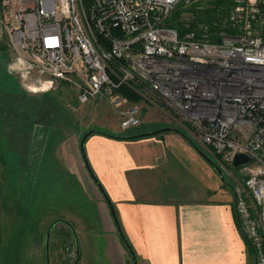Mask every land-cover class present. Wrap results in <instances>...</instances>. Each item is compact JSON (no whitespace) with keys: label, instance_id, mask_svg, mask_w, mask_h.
Here are the masks:
<instances>
[{"label":"built area","instance_id":"2783aa9c","mask_svg":"<svg viewBox=\"0 0 264 264\" xmlns=\"http://www.w3.org/2000/svg\"><path fill=\"white\" fill-rule=\"evenodd\" d=\"M179 6L181 32L165 25ZM0 43L27 94L66 85L79 104L107 102L125 132L142 114L127 86L189 126L242 174L237 217L264 264V0H0ZM238 154L249 162L233 168Z\"/></svg>","mask_w":264,"mask_h":264},{"label":"crops","instance_id":"0c3cea01","mask_svg":"<svg viewBox=\"0 0 264 264\" xmlns=\"http://www.w3.org/2000/svg\"><path fill=\"white\" fill-rule=\"evenodd\" d=\"M148 109L147 121L159 124L160 118L153 115L157 111ZM112 129L121 133L118 124ZM155 130L158 128L143 133ZM66 149L69 146L56 147L44 166L45 182L58 181L62 188L60 197L55 195L46 199L51 204H43L46 211L41 224L64 220L70 225L79 247L77 264H132L81 156L78 173L75 160L71 163L61 156ZM199 151L221 169L222 175ZM85 153L112 202L137 264H249L251 248L239 229L233 172L223 169L201 143L172 131L135 140L95 133L86 139ZM82 168L98 191L97 199L83 187ZM64 231L65 226L57 224L51 235V256L58 262L66 255L60 248L62 243L70 246ZM72 241L75 246L74 237Z\"/></svg>","mask_w":264,"mask_h":264},{"label":"rangeland","instance_id":"374dc122","mask_svg":"<svg viewBox=\"0 0 264 264\" xmlns=\"http://www.w3.org/2000/svg\"><path fill=\"white\" fill-rule=\"evenodd\" d=\"M0 46L3 47L4 45L0 43ZM1 57L4 58V63H1L0 66V191H3L5 195L3 209L0 210V219L2 228L6 229V226L11 222V206H9V204H11L12 198L10 195L12 197L14 196L11 192H15L17 185L16 181L18 187L28 182H32L36 185V201H39L38 204L43 207L41 209V214L46 211L43 210L44 207H46L43 206V204H51V200L47 201L46 199L52 198L55 195H59L60 197L61 194V183H58V181L54 184L51 181L45 182L44 176L46 167L43 168V173L41 172L39 176H34V172L36 171L35 168H39V174L40 165H42V162L40 163L42 148L40 143H38L39 146L35 150H29L32 145L25 146L26 139L32 138V135L35 133L28 128V125L36 123L47 124L45 122L46 120L52 122L54 128L57 130L55 135V146L57 148H59L60 145L69 146L70 150L66 149L67 151L62 152L61 156L65 158L66 161L70 160L71 163L74 162L72 161L74 159L75 170L79 173L78 165L82 163L78 150L81 137L90 130L114 132L112 128L117 127V118L114 109L110 107L107 102L98 101L87 105L79 104L75 96L70 95L65 87H59L57 90L46 94H27L23 88H21L19 81L7 70V64L10 60V53L7 48L5 50L0 48V59ZM10 81H14L18 84L17 89L20 91L21 96L14 94L10 90ZM148 111L149 109H146V111L143 112L141 124L137 130H149L158 125V123L154 124V122H148V113H146ZM154 114L160 118V124H162L156 128H161L165 125L168 127L179 126V120L171 111L160 108V110L158 109L153 115ZM34 136L36 137V135ZM187 137L200 144L198 137L191 135H187ZM33 142L34 140L32 144ZM54 144L48 141L47 147H43L44 159L51 154ZM225 169L231 170L228 166L225 167ZM81 172L85 178V184L82 183L83 187L90 191L92 196L97 199L99 195L98 191L87 175L84 174V168H82ZM232 175L236 186L242 174L238 171H233ZM77 184L81 185V183ZM25 203L28 205L30 202L26 201ZM49 224H41L39 227L40 231L43 232ZM239 229L243 234L242 228ZM69 245V255L71 254V256H67V259L69 263H72L75 256L73 241H71ZM27 249L29 250L27 251ZM26 252L30 254L29 256L37 260L41 258L40 251H35L34 245L31 242L27 244ZM38 255L40 258H37ZM60 260L64 262L67 261L64 259ZM51 263L55 264L59 262L55 260V257L51 256ZM249 264H254L253 257H250Z\"/></svg>","mask_w":264,"mask_h":264},{"label":"trees","instance_id":"16d2710c","mask_svg":"<svg viewBox=\"0 0 264 264\" xmlns=\"http://www.w3.org/2000/svg\"><path fill=\"white\" fill-rule=\"evenodd\" d=\"M180 11L181 9L179 6L174 10V12L165 22L166 26L174 27L178 29L179 32L183 30V25L181 21L179 20ZM189 11L195 12L194 7H191ZM197 14L200 15L198 20L201 21L202 16L200 12ZM202 15H205V18L203 19L206 22H210L215 17L214 16L215 13H212V12L202 13ZM0 48L4 50L6 49L4 46L3 47L0 46ZM10 83H11L10 90L14 94L21 96L20 91L17 89L18 84L15 83L14 81L12 82L10 81ZM61 87H65L69 91L70 95H72L68 86L62 85ZM118 93L122 95L123 97H125L128 100V102L142 106V113L146 111V109L149 108V106H147L146 103L143 101L142 97L137 92H135L134 90L130 89L127 86L120 88L118 90ZM160 125L162 124L159 123L158 125H156V127ZM179 126L176 128L184 136L189 135L188 133V131L190 130L189 126L187 125H179ZM164 127H168V126L165 125ZM164 127L162 126L161 128H164ZM28 128L31 129V124L28 125ZM137 129L138 127L135 129L125 131V132H121L120 134H116V133L109 132V131H101V130H98L97 133L113 138L116 136L136 135V134H140L146 131V130H137ZM43 132H47V133L51 132L54 135H56L57 130L54 128V125L52 124L51 128L48 125H45L43 128ZM50 137H51V140L55 139V136L50 135ZM50 142L53 143L52 141ZM43 168H44V164L40 165L39 174H38L39 168H35L36 171L34 172V176H37V175L39 176L41 172L43 173L44 172ZM20 172H21V169H20ZM16 184L17 185L15 188V192H11L14 196L12 197L10 195V197L12 198V202L11 204H9V206H11L10 207L11 222L9 223V225L6 226V229L2 228V225H1L2 222L0 219V264H45V249H44L45 235L51 223L50 224L48 223L49 226L46 229H44L43 232L40 231L39 227L41 226V222L43 220L42 219L43 214H41V209L43 207H41V205L38 204L39 201H36V198H37L36 187H35L36 185L32 182H28V183H23V185H20L18 187L17 181H16ZM4 195L5 193L3 191H0V210L3 209ZM26 201H29L30 203L26 205L25 203ZM0 216H1V213H0ZM72 238L73 237H72L71 230L65 227V231H64L65 241L67 239L71 243ZM4 240H5V243H4ZM29 242H31L34 245L35 251H40L41 258L39 257V255L37 257L40 259L37 260L35 258H32L31 256H29L30 254L26 252V246ZM246 242L248 246H250L251 248V244L247 239H246ZM64 244L65 242L62 243L60 248H64ZM28 250L29 249H27V251ZM50 253H51V238H50V244H49V259H50V264H54V263H51ZM251 256L253 257L252 250H251ZM73 262H74V259H73ZM66 263L72 264V263H69L68 260L66 262L60 261L59 263H55V264H66Z\"/></svg>","mask_w":264,"mask_h":264},{"label":"water","instance_id":"95a60500","mask_svg":"<svg viewBox=\"0 0 264 264\" xmlns=\"http://www.w3.org/2000/svg\"><path fill=\"white\" fill-rule=\"evenodd\" d=\"M171 131L180 133V131L175 129V128L165 127V128H161V129H158V130H155V131L140 133V134L131 135V136H116V137H113V138L120 139V140H135V139H140V138H145V137L156 136V135L163 134L165 132H171ZM95 133H97V131L90 130V131L86 132L81 137L80 142H79L80 156H81V159L83 161L85 170H86L89 178L91 179L93 184L97 187L98 191L100 192L101 196L105 200V202H106V204H107V206H108V208L110 210V213L112 215L113 221H114L115 226H116V230H117L121 240L123 241L124 245L126 246L128 252L131 255L132 264H137L135 256L133 254V251L131 250L130 246L128 245V243H127L126 239L124 238V236L122 234V231H121V229L119 227V224H118V221H117V217H116L112 202L110 201L107 193L105 192V190L103 189L102 185L99 183L98 179L94 175V173H93V171H92V169H91V167H90V165L88 163L87 157H86L85 141L90 135H93ZM199 153L205 159V161H207L209 163V165L211 167H213L217 172L220 173V175H222L221 169L211 159H209L204 153H202L200 151H199ZM248 162H249V158L247 156L242 155V154H238V155H236L234 157L233 162H232V166H233V168H238V167H240L243 164H247ZM59 223H66L69 226V228L71 229V231H72V234H73V237H74V240H75V250H76V256H75L74 262L72 264H77V262L79 260V247H78V242H77V239H76V236H75V232L70 227V225L66 221H63V220L54 221L53 223H51V225L48 227V229L46 231L45 242H44L45 264H49V241H50L51 232H52L53 228ZM251 250H252L253 259L255 260V253H254V250H253L252 247H251Z\"/></svg>","mask_w":264,"mask_h":264},{"label":"flooded vegetation","instance_id":"af4514ba","mask_svg":"<svg viewBox=\"0 0 264 264\" xmlns=\"http://www.w3.org/2000/svg\"><path fill=\"white\" fill-rule=\"evenodd\" d=\"M42 121H43V119H42ZM45 122L47 124H42V123L31 124V130H33L35 133L32 135V138L30 137V138L26 139V145H25V146H31L32 145L29 150H35L39 146L38 143H40L41 148H42V152L40 154V157H41L40 161L42 162V164H45L48 160L53 158V150L56 148V146L54 144V143H56V141H55L56 139L51 140V137H50V135L51 136H55V135L53 133H51V132H49V133L43 132V128H44L45 125H48L51 128L53 123L52 122H48L47 120ZM34 135H36V137ZM33 136H34V138H33ZM33 140H34V142L32 144ZM48 141H52L53 142L52 144H54V145L52 147L51 154L49 156H47L46 159H44L43 147H47V142ZM58 225H63L65 227L69 228L66 223H59ZM52 232H53V230H52ZM52 232H51V235H52ZM71 233H72V231H71ZM51 235H50V238H51ZM72 237H73V234H72ZM49 243H50V241H49ZM62 252L66 254L64 260H68L67 256L68 257L71 256V254L69 255V248L68 247H64ZM74 255L76 256L75 246H74ZM75 256H74V259H75ZM61 259H63L62 256H61ZM49 264H50V259H49ZM254 264H255V260H254Z\"/></svg>","mask_w":264,"mask_h":264}]
</instances>
